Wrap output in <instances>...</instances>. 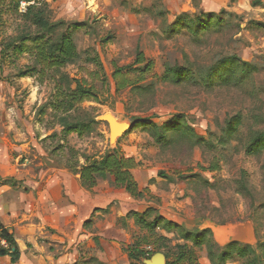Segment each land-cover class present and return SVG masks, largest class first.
Instances as JSON below:
<instances>
[{
    "label": "rangeland",
    "instance_id": "rangeland-1",
    "mask_svg": "<svg viewBox=\"0 0 264 264\" xmlns=\"http://www.w3.org/2000/svg\"><path fill=\"white\" fill-rule=\"evenodd\" d=\"M44 4L50 23H63L62 30L79 26L72 37L80 58L43 75L28 73L40 69L32 44L19 38L41 31L21 21L8 0L0 9V44L27 48L19 55L0 45V199L9 195L15 206L0 224L20 248L41 264H130L124 250L136 241L169 260L176 246L187 245L200 264H209L206 250L182 240L168 227L172 223L208 229L220 247L250 246L264 263V149L248 153L264 134V0ZM207 15L215 25L194 34L197 20ZM178 18L186 29L175 25ZM137 53L145 64L135 65ZM227 59L238 63L224 71V81H210ZM169 69L184 70L185 77L165 81ZM23 73L28 75L19 77ZM72 80L96 99L75 104L68 115L54 113L58 90H74ZM104 115L128 132L111 143L99 121ZM63 116L92 131L64 134ZM170 122L178 127L170 129ZM116 151L134 160L132 175L143 198L113 187L111 179L88 191L70 169L84 166V157L100 160ZM131 212L147 213L154 229L138 225Z\"/></svg>",
    "mask_w": 264,
    "mask_h": 264
},
{
    "label": "trees",
    "instance_id": "trees-1",
    "mask_svg": "<svg viewBox=\"0 0 264 264\" xmlns=\"http://www.w3.org/2000/svg\"><path fill=\"white\" fill-rule=\"evenodd\" d=\"M11 5V9L18 18L25 23H28L31 27L41 31V34L36 36L21 35L22 41L30 43L33 46V53L35 57V64L40 70H31L28 73H38L43 75L44 71L54 70L60 71L61 69L75 64L80 56L77 52L72 33L77 30L79 26L77 24L67 27L66 30H62L63 23H50L46 18V5L44 0H8ZM31 4L26 7L24 12L20 11V4ZM1 9V0H0ZM1 14V10H0ZM182 18L176 20L175 25H179L181 30L186 29L184 24H181ZM1 22V18H0ZM219 24V21L217 22ZM215 25V19L213 15H207L205 19H198L197 25L193 33L198 35L200 31L207 29L209 26ZM16 41H11L8 44H0L5 47L6 51H14L15 54H23L27 50L23 44L15 46ZM3 48H0V55L3 53ZM146 60L142 54L137 53L135 65L145 64ZM238 63L237 60L227 59L222 61L218 68L209 75L210 81H217L218 79L226 78L224 71L229 68L231 71ZM150 66H145L144 70H150ZM243 70H241V73ZM28 74H21L19 77L24 78ZM185 77L184 70L169 69L166 70L164 75L165 81L179 82ZM67 81V80H66ZM75 84L74 90H71L69 86L65 92L58 90L55 100L50 105L54 113H63L68 115L74 108L75 104L86 102L89 100H95V96L92 91L84 89L83 86L77 81L72 80ZM58 89V88H57ZM60 128L64 134L70 133H90L92 131L91 125L83 122H69L66 116L58 119ZM95 123V122H93ZM239 121L235 124L238 125ZM98 124V123H95ZM178 122H170L166 124L167 127L173 129L178 127ZM136 124L133 125V127ZM137 127V126H136ZM139 128V127H138ZM235 130V128H231ZM264 149V134L256 137L252 144L248 148V153H256ZM85 165L79 168H70L79 177V182L82 188L90 191L95 188L99 181H105L111 179L113 187L123 189L130 197L134 199H141L144 197V193L139 189L136 181L133 178L132 170L134 168V160L124 158L119 152H112L106 154L100 160H90L88 157L83 158ZM6 185L9 180L1 182ZM131 217L134 221L147 229H154V223H147V213L138 214L131 212ZM168 227H173L177 230L179 236L185 242H191L194 249L195 247L206 250V259L209 264H227L233 259H238L243 264H264L263 259L258 255L252 247L246 245H240L237 242H231L223 247L218 246L211 240V232L208 229L201 231H189L184 226L168 224ZM0 242L5 243V247L0 246V257H9L11 264H16L20 258V250L13 237L8 231L0 224ZM141 242H134L129 248L124 250L127 255L130 264H142L141 261L148 260L153 253H148L142 249ZM165 255V254H164ZM174 259L169 260L166 257V264H200L196 254L187 245L176 246V254Z\"/></svg>",
    "mask_w": 264,
    "mask_h": 264
},
{
    "label": "water",
    "instance_id": "water-1",
    "mask_svg": "<svg viewBox=\"0 0 264 264\" xmlns=\"http://www.w3.org/2000/svg\"><path fill=\"white\" fill-rule=\"evenodd\" d=\"M100 122L107 125L109 130V141L112 143L119 137L128 132L129 128L126 125L119 124L115 118L110 115H104L99 119ZM144 264H166V257L163 253L159 252L154 254L148 260L143 261Z\"/></svg>",
    "mask_w": 264,
    "mask_h": 264
},
{
    "label": "crops",
    "instance_id": "crops-1",
    "mask_svg": "<svg viewBox=\"0 0 264 264\" xmlns=\"http://www.w3.org/2000/svg\"><path fill=\"white\" fill-rule=\"evenodd\" d=\"M0 72H1V70H0ZM1 84H2V82H0V87H1ZM8 87H9V85H11V83H5ZM8 89H10V88H8ZM5 99L4 98H2V96L0 95V101L2 102V101H4ZM0 102V103H1ZM9 195L7 196V198L6 199H3V198H1L0 199V221H1V218L3 217V218H5V216H4V214L5 213H7V212H10V211H13L14 210V205L13 204H10V201H11V199H10V201H8L9 200ZM14 239H15V241H16V243H17V245H18V248H19V250H20V258H19V260H18V262L16 263V264H23V262H22V259L23 258H25V260H26V264H41L38 260H35L34 258V256H32V253L29 251V252H24V250L22 249V248H20V246H19V244H18V239L14 236ZM34 253V252H33ZM34 255V254H33ZM54 261L55 260H52V264H54ZM85 261V263H87L86 261H87V259L86 260H84ZM0 264H11L10 263V258L9 257H0ZM42 264H51V262H47V261H43V263ZM87 264H90V262L89 263H87Z\"/></svg>",
    "mask_w": 264,
    "mask_h": 264
},
{
    "label": "built area",
    "instance_id": "built-area-1",
    "mask_svg": "<svg viewBox=\"0 0 264 264\" xmlns=\"http://www.w3.org/2000/svg\"><path fill=\"white\" fill-rule=\"evenodd\" d=\"M24 5H26V4H25V3H21V4H20V11H21V12L23 11V10H21V8L24 9V8H23ZM2 246L5 247V243H4V242H2Z\"/></svg>",
    "mask_w": 264,
    "mask_h": 264
},
{
    "label": "bare ground",
    "instance_id": "bare-ground-1",
    "mask_svg": "<svg viewBox=\"0 0 264 264\" xmlns=\"http://www.w3.org/2000/svg\"><path fill=\"white\" fill-rule=\"evenodd\" d=\"M127 127V126H126ZM219 231V230H218ZM237 232H239L238 230H237ZM234 233V232H233ZM224 234V233H223ZM237 234V233H236ZM221 237V236H220ZM226 237V236H225ZM232 237V236H231ZM244 237H246V236H244ZM233 238V237H232ZM242 238V237H241ZM225 239V238H224ZM245 240H247V239H245Z\"/></svg>",
    "mask_w": 264,
    "mask_h": 264
}]
</instances>
